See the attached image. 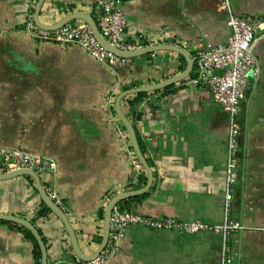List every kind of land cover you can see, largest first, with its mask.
Returning <instances> with one entry per match:
<instances>
[{
  "label": "crops",
  "instance_id": "crops-1",
  "mask_svg": "<svg viewBox=\"0 0 264 264\" xmlns=\"http://www.w3.org/2000/svg\"><path fill=\"white\" fill-rule=\"evenodd\" d=\"M37 1L0 0V147L56 162L57 171L40 175L41 183L56 187L81 250L92 256L103 239L110 200L147 182L145 173V184L131 185L135 170L109 113V98L115 90L117 97L174 78L187 61L161 50L132 58L129 67L114 73L74 44L42 39L54 32L36 25L28 29ZM105 1L45 0L39 19L52 26L84 12L96 22ZM118 1L130 25L125 41L143 36L144 48L172 44L193 59L201 40L219 45L231 36L225 0ZM227 1L237 16L264 15V0ZM254 55L260 74L241 105V179L231 213L245 229L231 235V264H264V32ZM144 94L121 104L154 181L146 194L119 205L149 217L223 224L227 112L208 88L185 80ZM47 208L30 176L0 180V215L33 224L48 264H77L63 223ZM29 233L34 238L25 227L0 221V264L42 263ZM221 244L222 235L214 232L188 235L132 226L109 264H218Z\"/></svg>",
  "mask_w": 264,
  "mask_h": 264
},
{
  "label": "built area",
  "instance_id": "built-area-1",
  "mask_svg": "<svg viewBox=\"0 0 264 264\" xmlns=\"http://www.w3.org/2000/svg\"><path fill=\"white\" fill-rule=\"evenodd\" d=\"M224 5L229 10L227 25L231 30V36L226 43L219 45L201 40L193 58V71L185 80L190 86L208 88L215 100L228 114L223 224L208 225L199 221L184 222L171 217H149L137 213L134 207L123 208L118 204L112 212L109 237L103 251L89 262L82 260L72 252L77 264H109L115 256L121 253L122 242L132 226H142L157 231L170 230L188 235L202 232L221 234L222 244L218 264H231V235L245 229L242 222L231 218L235 190L241 179L242 124L239 116L247 90L251 82L257 80L260 74L254 50L261 33L264 32V15L241 17L233 14L227 0ZM95 23L101 36L114 48L122 51L144 48L141 44L143 36H137L128 42L125 41L124 35L130 25L118 0H106L102 4V11ZM34 27V16L31 14L28 18L27 28ZM42 39L61 44H74L84 50L97 63L114 73L120 68L129 67L132 62V58L121 57L107 50L94 36L89 25L82 20L68 23L51 36H44ZM116 95L115 90L109 98L108 110L135 170V177L131 185L140 187L144 182L145 171L132 149L125 127L115 112ZM19 170H30L40 176L48 172L55 173L57 164L47 156L0 147V175ZM44 190L50 200L63 210L64 207L56 187L47 186L44 187Z\"/></svg>",
  "mask_w": 264,
  "mask_h": 264
},
{
  "label": "water",
  "instance_id": "water-1",
  "mask_svg": "<svg viewBox=\"0 0 264 264\" xmlns=\"http://www.w3.org/2000/svg\"><path fill=\"white\" fill-rule=\"evenodd\" d=\"M44 1L45 0H38L37 1V4L35 6V14H34L35 25L44 31L56 32L60 28H62L63 26L67 25L68 23H70L72 21L82 20L89 25L94 36L107 50H109V51H111V52H113V53H115L121 57L135 58L138 56L154 53V52L161 51V50H168V51H173V52H177V53L181 54L182 56H184V58L187 61V68L180 75H178L174 78H171L165 82L156 84V85L125 90V91L121 92L115 99V104H114L115 112H116L119 120L121 121V123L125 127L127 134H128V137H129V140L131 142L132 149H133L136 157L140 161L141 165L143 166L145 173L147 174V182H146V185L141 189L117 194L115 197H113L110 200V202L106 208V211H105L103 239H102V242H101L99 249L97 250V252L94 255L89 256V255H86L83 253V251L81 250V248L79 246L77 236L73 230V227H72L68 217L66 216V214L64 213V211L60 207L55 205V203L50 200V198L48 197V195L46 194V192L43 188L40 177L35 172L30 171V170H19V171L0 175V180H6V179L18 177V176H30L31 178H33V180L36 182L37 189H38V192H39L42 200L44 201L46 206L63 223L65 230L67 231L69 238L71 240L72 249H73L74 253L79 258H81L82 260L89 262V261L94 260L103 251V249L105 248V246L107 244L108 237H109L110 220H111V216H112V212H113L114 208L120 202H122L124 200H128L130 198H135V197L146 194L151 189V187L153 185V181H154L153 170H152L151 166L149 165L147 159L145 158V156L141 150L135 128L133 127V125L131 124V122L129 121V119L127 118V116L125 115V113L122 109V104H121L122 101L125 98H127L128 96H131L134 94L156 92L158 90H162V89L171 87V86H173V85H175L181 81L188 79L189 76L191 75L192 71H193L194 62H193L191 55L186 50H184L178 46L172 45V44H160V45H156V46L141 48V49L134 50V51L118 50V49L114 48L113 46H111L101 36L95 21L91 18V16L87 15L84 12L73 13V14L67 16L66 18H64L63 20H61L60 22H58L57 24L52 25V26L44 25L39 19L41 8L43 6ZM0 221L13 222V223L19 224V225L25 227L26 229H28L33 234L34 238L36 239V241L38 242V245L40 247V250L42 253V263L41 264H48V262H47V249H46L45 243H44L43 239L41 238L40 233L33 226V224H31L30 222H28L26 220H23V219H20L17 217H13V216H1L0 215Z\"/></svg>",
  "mask_w": 264,
  "mask_h": 264
},
{
  "label": "trees",
  "instance_id": "trees-1",
  "mask_svg": "<svg viewBox=\"0 0 264 264\" xmlns=\"http://www.w3.org/2000/svg\"><path fill=\"white\" fill-rule=\"evenodd\" d=\"M146 96V94H144V93H141V94H138L137 96H136V99H142V98H144ZM127 103L130 105L131 103H130V101L128 100V98H127ZM139 140V139H138ZM141 150H142V152H143V154H145V152H144V150L141 148ZM145 181H146V179H145ZM144 184H145V182H144ZM132 199H129L128 200V202L129 201H131ZM48 209V208H47ZM49 210V209H48ZM29 235L32 237V235L29 233ZM33 238V237H32ZM33 240H35L34 238H33ZM36 242V241H35ZM37 244V243H36ZM35 256L37 257V258H40L41 257V251H40V248H39V246L37 245V247H36V252H35Z\"/></svg>",
  "mask_w": 264,
  "mask_h": 264
}]
</instances>
